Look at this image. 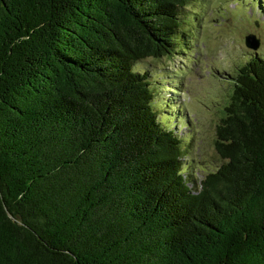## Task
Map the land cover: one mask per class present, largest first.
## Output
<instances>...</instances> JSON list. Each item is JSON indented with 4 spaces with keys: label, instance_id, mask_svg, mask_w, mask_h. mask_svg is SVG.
<instances>
[{
    "label": "trees",
    "instance_id": "trees-1",
    "mask_svg": "<svg viewBox=\"0 0 264 264\" xmlns=\"http://www.w3.org/2000/svg\"><path fill=\"white\" fill-rule=\"evenodd\" d=\"M188 2L0 0V264H264V58L228 75L199 181L133 69Z\"/></svg>",
    "mask_w": 264,
    "mask_h": 264
},
{
    "label": "rangeland",
    "instance_id": "rangeland-1",
    "mask_svg": "<svg viewBox=\"0 0 264 264\" xmlns=\"http://www.w3.org/2000/svg\"><path fill=\"white\" fill-rule=\"evenodd\" d=\"M179 19L184 34L176 36L174 53L133 69L150 76L159 119L183 140V168L199 181L221 165L214 140L232 90L228 75L264 58V0H189ZM248 34L260 40L256 51L244 45Z\"/></svg>",
    "mask_w": 264,
    "mask_h": 264
},
{
    "label": "water",
    "instance_id": "water-1",
    "mask_svg": "<svg viewBox=\"0 0 264 264\" xmlns=\"http://www.w3.org/2000/svg\"><path fill=\"white\" fill-rule=\"evenodd\" d=\"M244 45L247 49L256 51L259 48L260 40L253 34H248L244 37Z\"/></svg>",
    "mask_w": 264,
    "mask_h": 264
}]
</instances>
